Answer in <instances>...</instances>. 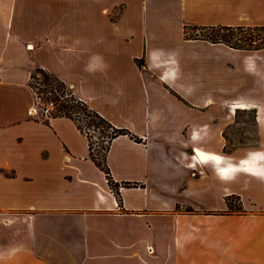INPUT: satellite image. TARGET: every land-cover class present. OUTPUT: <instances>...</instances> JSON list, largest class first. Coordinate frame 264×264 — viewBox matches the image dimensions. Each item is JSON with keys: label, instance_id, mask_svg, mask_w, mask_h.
<instances>
[{"label": "crops", "instance_id": "crops-1", "mask_svg": "<svg viewBox=\"0 0 264 264\" xmlns=\"http://www.w3.org/2000/svg\"><path fill=\"white\" fill-rule=\"evenodd\" d=\"M187 25L264 26V0H0V264H264V173L231 167L264 148V47ZM36 69L138 138L106 152L118 195L72 119L30 113ZM243 111L258 146L226 152Z\"/></svg>", "mask_w": 264, "mask_h": 264}, {"label": "trees", "instance_id": "trees-1", "mask_svg": "<svg viewBox=\"0 0 264 264\" xmlns=\"http://www.w3.org/2000/svg\"><path fill=\"white\" fill-rule=\"evenodd\" d=\"M186 28L187 26H185V33H186ZM201 28L202 29H212L216 33L215 35L213 34L214 36L211 35L207 37H201L211 42H223L233 48H239V49H258V48L264 47L262 38L254 37L250 31L256 28L264 29V26H253V27L251 26H212V27H201ZM220 31H227L228 33H223L220 36L219 34ZM232 34H234L235 36L239 35V36H236L237 42L231 41ZM190 37H195V36H190ZM254 43H255L254 48L247 47V46H252V44ZM142 62H143L142 60H137V63H139L140 65L142 64ZM36 71L43 74L44 81L45 83L48 84L49 76L45 72H43L42 69H37ZM34 75L35 74L33 73L32 79L34 78ZM61 87H62V83L57 82V87H55V89L60 90ZM55 98L57 102L58 101L60 102L58 103V114L57 115L66 116L72 119L77 125V127L83 133H85V135L87 136L89 140L90 158L94 161V163L99 168H101L105 172L109 185L114 190L115 194L118 195L117 187L109 178V170L105 162L106 152L113 138H115L116 136L120 134L131 135V133L127 129L118 128V127L113 126L105 117H103L101 114H99L95 110L89 108L87 104H85L83 101L79 99H76L75 97L71 98V102L60 101L58 100L57 96H55ZM82 121H84L87 126L91 125L94 128L98 129L100 132L104 133L105 139L102 141V144L100 145V150L102 151L101 159L98 158L97 153L93 152V144L91 142L89 132L84 127ZM131 137H133L134 139H138L136 136H133V135H131ZM133 184L135 185V183H127V185H133ZM232 197L233 196H231L229 199H231ZM227 202H228L229 207L231 208L230 201L228 200Z\"/></svg>", "mask_w": 264, "mask_h": 264}, {"label": "rangeland", "instance_id": "rangeland-1", "mask_svg": "<svg viewBox=\"0 0 264 264\" xmlns=\"http://www.w3.org/2000/svg\"><path fill=\"white\" fill-rule=\"evenodd\" d=\"M251 34L254 37H261L262 41L264 43V29H254V30H250ZM223 33H228L227 31H220V36ZM243 33V32H242ZM186 34L187 36H197V37H207V36H211V35H215L216 33L212 30V29H202L201 27H196L193 25H187L186 28ZM213 35V36H214ZM239 36V35H236ZM234 34L231 35V41L232 42H237L236 41V37ZM244 36V35H243ZM239 42V41H238ZM254 44H252V46H247L250 48H254ZM263 48V47H262ZM260 49V48H258ZM245 50H257V49H245ZM37 70V69H36ZM34 71V78L31 80V86L37 87L39 89H45V90H49L51 89L53 91V93L55 94V96L58 97V100L60 101H69L71 102V98H73V94L71 93V90L68 86H66L63 82H61L58 78H56L53 75L48 74L47 72H45L48 76H49V83H45L44 81V77L43 74H41L38 71ZM57 82L62 83V87L60 88V90L55 89V87H57ZM263 89H262V93H263V97H264V84H263ZM58 103H60L58 101ZM237 120H238V124L233 125V128L231 129V131L229 132V135L227 136V142H226V146H225V151L226 152H231L236 148L242 147V146H258V142H259V136L257 134V128L255 126V124L253 123V114L251 111H246V112H238L237 113ZM84 127L86 128V130L89 132L90 138H91V142L93 144V152L97 153V156L99 159H101V153L102 151L100 150V145L102 144V141L105 139V135L104 133L100 132L98 129L94 128L93 126L89 125L87 126L85 124L84 121H82ZM263 152L264 148L263 147H253V149L251 150H258ZM264 153V152H263ZM230 201V206L232 210H238L239 207V201L237 197H232L231 199H229Z\"/></svg>", "mask_w": 264, "mask_h": 264}, {"label": "built area", "instance_id": "built-area-1", "mask_svg": "<svg viewBox=\"0 0 264 264\" xmlns=\"http://www.w3.org/2000/svg\"><path fill=\"white\" fill-rule=\"evenodd\" d=\"M33 105L31 114H38L40 119H49L58 114V102L51 89H39L31 86Z\"/></svg>", "mask_w": 264, "mask_h": 264}, {"label": "bare ground", "instance_id": "bare-ground-1", "mask_svg": "<svg viewBox=\"0 0 264 264\" xmlns=\"http://www.w3.org/2000/svg\"><path fill=\"white\" fill-rule=\"evenodd\" d=\"M232 107L233 108H246L247 106L244 104H234ZM263 152H260L259 149L253 150L249 155H247L245 158H243L241 160V162H240V164H238V166L231 165L232 169L233 170L239 169V170H243V171H246L248 173L256 174V175H260V174L264 173V153ZM197 153L199 155L198 157H200L201 159H205V160L208 159V155L205 154L204 152L197 150ZM214 157H215L216 161H220V159H221L220 156H214ZM229 167H230V165H229ZM226 171H227V169H226Z\"/></svg>", "mask_w": 264, "mask_h": 264}]
</instances>
